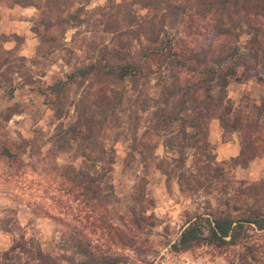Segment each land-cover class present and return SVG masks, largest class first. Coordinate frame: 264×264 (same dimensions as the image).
Returning <instances> with one entry per match:
<instances>
[{"label":"trees","instance_id":"trees-1","mask_svg":"<svg viewBox=\"0 0 264 264\" xmlns=\"http://www.w3.org/2000/svg\"><path fill=\"white\" fill-rule=\"evenodd\" d=\"M40 1L0 0V3L37 7ZM45 1L48 6L59 0ZM131 4L138 6L139 11L153 12L143 17L129 9L122 17L128 28L119 32L135 38L139 42L137 49L130 50L128 42L126 46L104 47L87 64L75 66L63 78L37 89L53 111H60L70 88L86 83L73 106L75 121L65 129L59 128L53 136V145L58 149L71 148L75 142L83 162L79 167H62L60 177L68 183V193H74L77 200L107 210L114 195V149L99 147L97 138L106 124L119 120L114 117L119 114L123 121L120 135H130L122 174L135 175L136 171L139 174L135 175L127 203L131 220L122 223L123 230L109 223L111 235L122 244L128 243V230L139 229L146 221L143 206L148 201L142 173L152 165L165 177L166 187L175 180L182 196L203 199L202 212L187 221L178 239L170 245L173 253L204 245L250 250V231L264 233V181L250 184L236 180L230 170L245 169L264 153V100L236 107L227 89L232 82L251 78L264 82V0H133ZM77 12L54 16L55 20L46 16L41 23L46 29L62 30L70 24L76 27L80 23ZM179 24L185 27L183 37L172 33ZM35 34L41 45L53 46L56 40L38 29ZM241 36L246 38L242 44ZM1 38L5 37L0 36V70L6 69L0 72V95L12 98L17 86L11 83V75L20 73L8 66L12 63L9 58L12 51L3 48L5 41ZM19 77L25 80L23 86L32 83L25 75ZM152 80L155 83L150 85ZM212 120L218 121L223 141H228L230 134L238 135L239 151L235 157L216 161L208 140ZM142 121L146 127L139 134ZM153 138L161 139L164 152L171 154L169 159L155 155L157 143H151ZM91 153L96 156L91 157ZM0 156L14 159L17 154L2 144ZM102 217L105 216H100L101 222ZM0 264H125V261L122 256L94 252L85 239L71 231L55 253L38 240L20 235L0 252Z\"/></svg>","mask_w":264,"mask_h":264},{"label":"rangeland","instance_id":"rangeland-1","mask_svg":"<svg viewBox=\"0 0 264 264\" xmlns=\"http://www.w3.org/2000/svg\"><path fill=\"white\" fill-rule=\"evenodd\" d=\"M66 1L50 2L47 6V1L41 0L37 7L0 3V36L5 37L1 38L5 41L2 46L12 51L9 57L12 63L8 66L15 71L18 69L19 75H25L33 83L23 86L24 78L13 74L11 83L17 86L13 97L0 95V145H7L17 154L14 159L0 156V252L23 235L38 240L45 249L55 253L58 244L72 231L85 239L94 252L122 256L125 264H264V233L257 231H250V250L204 245L188 252L173 253L170 245L178 239L187 221L202 212L203 199L182 196L175 180L166 187L165 177L152 165L142 173L148 201L143 206L146 221L139 229L128 230V243L122 244L111 235L109 223L123 230L122 223L131 220L127 203L135 175L139 174L138 171L135 175L122 174V160L130 135H120L123 121L119 114L114 116L119 120L106 124L97 138L99 147L114 149V195L107 210L101 205H86L77 200L74 193H68L69 185L60 177V169L69 165L79 167L83 159L75 142L71 143V148L58 149L53 145V136L59 128L65 129L75 121L73 106L86 83L70 88L62 99L60 111H53L37 89L63 78L73 67L87 64L104 47L126 46L128 42L130 50L137 49L139 42L135 38L120 33L128 28L122 17L129 9L143 17L153 12L139 11L138 6L131 4L133 0ZM78 9L81 10L77 12ZM75 12L80 19L76 27L70 24L62 30L46 29L41 23L46 16L55 20L56 16L65 17ZM262 23L264 27V19ZM35 29L52 35L56 39L53 46L41 45ZM172 33L183 37L185 27L175 25ZM245 40V36H241L239 43ZM5 69L2 67L0 72ZM154 83L152 80L150 85ZM227 95L236 107L253 101L259 103L264 100V82L254 78L232 82ZM145 127L142 121L137 132L142 133ZM227 139L222 140L218 121L212 120L208 140L217 162L228 160L239 151L238 135L230 134ZM151 143H157V157H171L164 152L160 138H153ZM90 156L96 155L91 153ZM230 174L250 184L264 181V153L245 169L232 168ZM262 193L264 195V190ZM101 215L105 216L101 218L103 222ZM1 227L10 231L5 232Z\"/></svg>","mask_w":264,"mask_h":264},{"label":"crops","instance_id":"crops-1","mask_svg":"<svg viewBox=\"0 0 264 264\" xmlns=\"http://www.w3.org/2000/svg\"><path fill=\"white\" fill-rule=\"evenodd\" d=\"M4 48H5V47H4ZM5 49H6V48H5ZM6 50H8V49H6ZM237 154H238V152H237ZM237 154H236V155H237ZM236 155H235V156H236ZM235 156H233V157H235Z\"/></svg>","mask_w":264,"mask_h":264}]
</instances>
